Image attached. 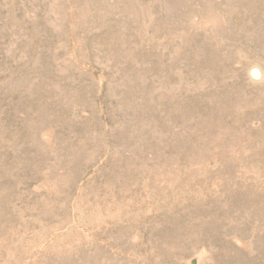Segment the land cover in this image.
I'll return each mask as SVG.
<instances>
[{"label":"rangeland","instance_id":"1","mask_svg":"<svg viewBox=\"0 0 264 264\" xmlns=\"http://www.w3.org/2000/svg\"><path fill=\"white\" fill-rule=\"evenodd\" d=\"M0 264H264V0H0Z\"/></svg>","mask_w":264,"mask_h":264}]
</instances>
